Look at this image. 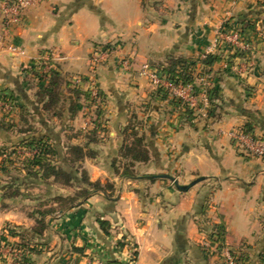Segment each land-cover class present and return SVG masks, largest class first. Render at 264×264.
I'll return each mask as SVG.
<instances>
[{"label": "crops", "instance_id": "obj_1", "mask_svg": "<svg viewBox=\"0 0 264 264\" xmlns=\"http://www.w3.org/2000/svg\"><path fill=\"white\" fill-rule=\"evenodd\" d=\"M228 16L255 22L257 31L248 33L252 44L258 41L251 56L218 52L216 34ZM11 44L23 54L11 53ZM113 44L122 48L119 57L133 60L134 69L123 72L115 57L98 67L105 97L99 117L88 123L82 111L74 118L67 109L61 117L43 112L35 65L49 58L51 69L72 81L92 72L96 50ZM206 53L220 58L212 69L202 68L217 74L210 82L218 94L206 115H186L169 92H159L139 73L144 63L162 67L174 58L199 61ZM249 59L253 74L247 72ZM263 74L264 0H45L38 5L0 44V93L17 103L11 118L0 115V264H21L23 256L31 264H120L133 256L134 264H225L220 245L242 256L244 264H264V161L240 156L229 137L232 129L253 121L264 133ZM67 90L62 96L69 102L75 96L71 85ZM22 114L33 131H21ZM100 121L98 142L87 144L86 135ZM133 129L144 136L150 160L135 163V176L125 177L129 160L121 150L132 141ZM39 136L57 148L60 158L54 163L65 170L67 145L92 150L95 156L85 158L83 168L92 182H110L114 190L62 209L54 199L74 196L82 186L80 174L68 170L74 186L29 176L24 163L19 175H11L6 148ZM12 184L15 196L9 195ZM50 209L39 234V212ZM218 230L222 240L213 237Z\"/></svg>", "mask_w": 264, "mask_h": 264}, {"label": "trees", "instance_id": "obj_2", "mask_svg": "<svg viewBox=\"0 0 264 264\" xmlns=\"http://www.w3.org/2000/svg\"><path fill=\"white\" fill-rule=\"evenodd\" d=\"M237 27L240 30V34L243 37V39L248 43H253L251 39L248 37V33L250 32H256L257 26L255 22L244 18L240 19L237 18L236 21ZM233 27V24L231 22H227L223 26V30H230ZM222 54L224 53H234L238 56H245L248 55L247 52L241 51V50H233L232 48H227L222 50ZM220 58L218 55L210 54L205 60L202 61H189L182 58L177 59H170L168 64L166 66L157 67L158 71L161 73L162 76L168 77L173 81H183L185 83H191L195 81V78L193 76L194 70L196 69L199 62L201 64L209 69H212L214 64L218 62ZM44 65L42 62H40L38 65H35L33 69L35 70V75L37 79L39 80V89L37 91V97L40 104L43 105V110L47 113H49L52 116L61 117L64 110L67 109V111L70 113L71 118H74L78 112L84 110V105L81 102V95L82 92L78 89H72V92L75 96V99H71L69 102L61 96V91L65 89L66 87H70L71 83L69 80H67L64 76H62L58 71L54 69H50L48 73H43ZM208 73H212V70L208 71ZM264 77V74H263ZM159 92H164L162 90H158ZM218 94V89L214 86L211 89H209V95L210 100H212L214 97H216ZM86 95V100L89 99V95ZM3 99L9 98L8 102L13 104L14 98L9 97L7 94L2 95ZM181 106V103L178 102ZM103 107L98 109V117L99 114L101 115V110ZM27 115L30 116L29 113ZM26 114H22V121H23V128L21 129L22 132L28 133L33 131L32 126H29L28 128L26 126L29 124V117ZM27 116V117H25ZM9 117V116H8ZM99 119V118H98ZM253 122H249L246 125H244V128L247 131H255V127L253 126ZM102 123L101 121L97 123L95 130L91 133L86 135L87 144L98 142V132L101 130L103 131L101 127ZM264 130V127H262ZM21 144L28 146L29 148L38 149L39 152L36 153L31 159L28 161H24V166L27 174L29 176H33L35 178H39L44 180H47L49 178L54 179V183L62 185V186H74V180L72 177V174L68 170L75 171L77 174H80L81 176V184L80 190L76 192V194L72 197H56L54 199V202L60 205V208H71L76 202L82 199H88L91 195H93L96 192L101 191H113L114 185L110 182L106 184H102L100 181L98 182H92L88 176L87 171L83 168V162L85 158H92L95 156V153L90 149H85L84 147L69 144L67 145L68 150L65 155V160L67 164L69 165V169L65 170L62 166L55 164V160L60 158L59 152L57 148L50 142V139L46 137H32L27 140H24ZM122 157L125 159H128L129 162L126 163L123 168L122 175L125 177H134V167L135 163L137 162H148L150 160V153L148 149L145 147L144 144V136L139 135L138 132L134 131L132 132V141L129 144H126L122 147L121 150ZM14 184L10 185L8 187V190L11 194V196H15L18 191H15ZM53 210H46L43 212H39L40 219L38 221V233L41 234L45 228L44 225V217L52 213ZM101 226L106 229V223L101 221ZM220 229V228H218ZM220 230L216 231L214 233V236H223V231L219 232ZM11 234L14 236V231H11ZM5 240V239H4ZM123 245L122 243H120ZM237 264H244V259L242 256H236ZM261 259L264 263V252L263 255H261ZM21 264H31L29 259L25 256L22 257L20 260Z\"/></svg>", "mask_w": 264, "mask_h": 264}, {"label": "built area", "instance_id": "obj_3", "mask_svg": "<svg viewBox=\"0 0 264 264\" xmlns=\"http://www.w3.org/2000/svg\"><path fill=\"white\" fill-rule=\"evenodd\" d=\"M45 0H5L1 5V14L3 16V35L0 36V44L3 39L9 35V32L14 27L20 26L28 17L29 13L35 9L38 5L43 3ZM238 2L240 0H233ZM232 23V18L227 17L222 27L216 34L215 46L218 49L232 48L233 50H241L250 54L252 52V43L246 42L240 34V30L237 25L233 24L230 30H223V26L227 23ZM7 49L11 53L23 52L14 45H8ZM122 48L119 45H109L96 50L92 56V72L88 75H77L72 78L74 85L77 87L85 86L87 83L90 105L85 108V116L90 122H92V108L98 110L103 107L104 101L101 93L97 89V69L104 65L109 59L115 57L118 58L120 67L130 72L134 69V62L128 57H119ZM211 53H206L200 59L205 60ZM49 58H43L41 62L44 65L43 73H48L51 69ZM254 63L248 60L247 67H253ZM203 65L201 62L198 63L194 73L195 81L199 83L191 82L185 83L183 81H173L168 77L162 76L158 71V68L150 63H144L139 70L141 76L147 78L151 85L157 89L165 92H169L175 100L181 103L182 110L192 111L194 114L206 115L210 108V95L209 89L207 88V82L205 81L204 73H202ZM201 73V74H200ZM194 74V75H195ZM200 75V76H199ZM9 102L0 100V111L10 113L12 107ZM7 110V111H6ZM229 137L236 148L240 156L244 158L260 159L264 161V133H257L256 131H247L243 127H237L229 132ZM14 253V259H19L20 255L14 249L10 250ZM224 259L227 264H237L236 258L233 256L230 249L225 248L223 250ZM133 260L122 262L120 264H133Z\"/></svg>", "mask_w": 264, "mask_h": 264}, {"label": "rangeland", "instance_id": "obj_4", "mask_svg": "<svg viewBox=\"0 0 264 264\" xmlns=\"http://www.w3.org/2000/svg\"><path fill=\"white\" fill-rule=\"evenodd\" d=\"M233 19H235V18H232V23H234V25H237L236 24V21H237V18H236V20H233ZM234 21V22H233ZM258 43V41H255V43L254 44H252V52H253V50H255V48H256V45H257V43ZM115 43V42H114ZM113 45H115V44H113ZM219 51L218 52H222V50L221 49H218ZM252 54V53H251ZM251 54L249 55V56H251ZM189 61H191V60H189ZM249 61L250 62H253V60H251V59H249ZM248 62V61H247ZM120 65V64H119ZM255 66H253V67H247L248 68V70H247V72L250 74H253L254 73V68ZM122 69V68H121ZM122 71L123 72H126V71H124L123 69H122ZM239 70H237V71H235L236 72V74H238L239 76H240V71L238 72ZM205 72V74H204V77H205V81H208L207 82V88L208 89H211V87H212V84H211V82L210 81H216V78H217V74H214V75H208V72H207V70H203V72L202 73H204ZM195 74V73H194ZM193 74V76H194V78H195V76H197V74H195L194 75ZM201 74V73H200ZM97 73H96V77H97ZM82 76V75H81ZM84 76V75H83ZM200 76V75H199ZM75 77V76H74ZM73 77V78H74ZM215 78V79H214ZM264 78V77H263ZM196 81H197V79H196ZM195 81V82H196ZM198 83H199V81H197ZM37 83H39V81H35V85L37 86H39V84H37ZM70 83H71V86H72V89H81V90H83V92L85 93V94H87V90H88V88H87V86H88V84L86 83L85 84V86H81L80 88L77 86H75L74 85V83H73V81H70ZM151 84V83H150ZM97 89H98V91L101 93V95H102V98H103V101L105 102V97H104V95L102 94V91H101V89H100V87H99V81H98V79H97ZM153 87V86H152ZM67 87L65 88V89H63V91H61V96H62V94H63V96L65 97V95L66 94H68L67 93ZM2 95H4L3 93H0V100H4L5 102H8V100H9V98L7 97V99L8 100H6V99H3V97H2ZM9 97H11L10 95H8ZM13 109H12V111L9 113H6V112H3V111H5V110H2V111H0V115H3V116H9L8 118H11L12 117V115H14V112H15V110H17V103H16V100H14V102H13V104H9ZM83 105H84V110L82 111L83 112V114H84V117L85 118H87L86 116H85V108L86 107H88L89 105H90V100H86V101H84V103H83ZM43 106V105H42ZM42 110H43V107H42ZM7 111V110H6ZM92 115H93V118L94 117H97V115H98V110L96 109H94V107L92 108ZM43 112H45L44 110H43ZM184 112V111H183ZM185 113H187L186 115H190V117H192L191 115H195L192 111H186ZM88 120V119H87ZM88 123L90 122V120H88L87 121ZM61 123V122H60ZM91 123V122H90ZM240 127H243L244 128V126H240ZM256 131V130H255ZM257 132V131H256ZM71 133V132H70ZM257 133H261V132H257ZM23 142V141H22ZM21 142V143H22ZM39 152V150L38 149H33V148H29L28 146H26V145H23V144H14V145H10L8 148H6V150L4 151V153L6 154V157L4 158V159H6V163L5 164H8V166L6 167L7 169H8V172L11 174V175H13V176H15V175H19L20 174V172H21V169H23L22 167H23V162H24V160L25 159H29V157H32L33 155H35L36 153H38ZM6 173V172H5ZM7 174V173H6ZM44 188V187H43ZM58 191V188H56V192ZM39 194H42V193H40L39 192ZM214 235V234H213ZM220 248L222 247L223 249L221 250V252H223V250L226 248V247H223V245H220L219 246ZM264 251V250H263ZM232 252V251H231ZM233 254V256L234 255H236V256H239L238 254H236V253H232ZM261 255H263V254H261ZM12 256L13 257H15L14 256V253H12ZM133 264H134V262H135V258H134V256H133ZM225 264H227L226 263V261H225Z\"/></svg>", "mask_w": 264, "mask_h": 264}, {"label": "water", "instance_id": "obj_5", "mask_svg": "<svg viewBox=\"0 0 264 264\" xmlns=\"http://www.w3.org/2000/svg\"><path fill=\"white\" fill-rule=\"evenodd\" d=\"M194 184H195V183H192V184L189 185V186L181 187V188L184 189V190H188V189H190Z\"/></svg>", "mask_w": 264, "mask_h": 264}]
</instances>
